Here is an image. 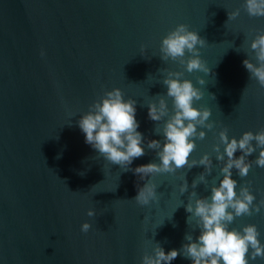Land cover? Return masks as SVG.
I'll list each match as a JSON object with an SVG mask.
<instances>
[{
	"label": "water",
	"instance_id": "water-1",
	"mask_svg": "<svg viewBox=\"0 0 264 264\" xmlns=\"http://www.w3.org/2000/svg\"><path fill=\"white\" fill-rule=\"evenodd\" d=\"M244 0H0V264H142L159 244L167 253L181 249L185 236L199 235L185 211L189 194L210 196L219 186L222 163L213 146L219 132L229 139L264 130V88L243 61L255 63L250 44L264 31V17H249ZM240 10L235 20L228 13ZM186 24L206 40L200 58L209 73H187L160 59L168 32ZM143 47V51H142ZM41 51L45 55L41 56ZM189 54H186L185 59ZM169 71H183L202 93L194 107L211 111L214 128L196 141L190 160L210 154L207 185H191L203 166L153 174L141 180L111 165L90 145L77 121L107 91L120 89L136 101L137 129L145 155L129 166L159 163L150 140H159L148 105L163 95ZM203 79V85L198 83ZM255 143V142H253ZM223 145H221V152ZM256 153L248 159L254 161ZM239 157L241 153L235 154ZM59 157V158H58ZM126 171V172H125ZM85 172L81 176L80 173ZM185 174L186 177H185ZM188 183V191L179 189ZM239 186L264 200V169L253 164ZM157 185L158 202L141 207L132 200L137 185ZM96 215L88 217V210ZM92 225L81 232L83 223ZM256 225L264 243V208L236 218L229 230ZM172 264H192L179 256ZM250 264H264L257 258Z\"/></svg>",
	"mask_w": 264,
	"mask_h": 264
},
{
	"label": "clouds",
	"instance_id": "clouds-1",
	"mask_svg": "<svg viewBox=\"0 0 264 264\" xmlns=\"http://www.w3.org/2000/svg\"><path fill=\"white\" fill-rule=\"evenodd\" d=\"M243 8L249 17H264V0H244ZM239 15V9L228 13V20H235ZM206 44V40L197 32L190 31L188 25L179 24L162 39L160 59L178 63L187 73L199 71L208 74L209 69L201 60L199 51ZM250 49L255 54V63L245 59L243 66L250 74L249 79L256 80L264 88V31L257 32ZM186 54H189L187 59ZM44 55L41 51V56ZM183 77V71H169L162 81L167 89L166 96L172 100L171 110L163 95H157L158 101L148 105V118L157 124L163 121L162 130L155 129L157 135L163 136V144L159 140H150L146 145L156 152L159 163L130 169L134 159L145 155L144 137L137 131L140 125L136 120V101L125 100L118 88L105 92L77 121L85 135V143L111 165L131 170L141 180L153 174H175L180 169L191 170L203 166L204 172L198 175V179H194L191 187L196 189L201 183L207 185L205 173L210 175L213 168L210 154H204L198 161L190 160V156L196 149V141L206 137V132L198 129L211 131L214 123H208L210 110L201 111L193 106L202 98V93L194 87L192 81ZM198 83L203 85L205 81L199 79ZM258 149L256 159L249 160ZM237 151L241 153L239 157L235 155ZM213 152L216 153L215 160L223 165L220 168L222 179L219 186H211V195L204 197H199L193 190L185 206V211L190 214L186 222L189 224V220L194 219V230L199 229V235L194 239L187 234V242L181 249L167 253L157 244L152 254L144 253L142 264H172L179 256L190 260L192 264H250V261L257 258L264 259V243H261L256 225L249 224L242 230H229V225L236 218L259 214L264 208V200L254 203L256 196L248 185L239 186L237 192L238 182L232 178L233 169L241 179L248 176L253 164L264 169V130L255 134L245 132L237 140L229 139L227 129H224L219 132V143L213 146ZM80 175H85V172ZM185 177L179 189L181 195L188 191ZM157 187L148 179L143 187L137 185V195L132 200L141 207L158 202ZM95 215L94 210H88V217ZM91 227L90 223L85 222L81 232L88 233Z\"/></svg>",
	"mask_w": 264,
	"mask_h": 264
}]
</instances>
